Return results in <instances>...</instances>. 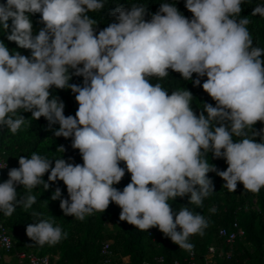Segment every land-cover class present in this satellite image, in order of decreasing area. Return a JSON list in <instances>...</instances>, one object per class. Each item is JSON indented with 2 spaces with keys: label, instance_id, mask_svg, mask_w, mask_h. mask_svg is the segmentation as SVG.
<instances>
[{
  "label": "clouds",
  "instance_id": "clouds-1",
  "mask_svg": "<svg viewBox=\"0 0 264 264\" xmlns=\"http://www.w3.org/2000/svg\"><path fill=\"white\" fill-rule=\"evenodd\" d=\"M243 2L186 0L191 19L171 3H162L150 20L143 5L119 6L110 13L115 22L98 35L89 13L103 10L104 0L0 3L7 40L31 52L29 57L10 51L0 40V129L17 134L27 120L21 111L31 112L32 119L44 117L50 129L58 123L54 135L71 138L83 159V164L54 159L53 167V160L35 152L19 156V167L0 183V213L11 217L17 206L30 209L36 203L32 190L50 188L43 179L50 171V182L67 186L70 200L60 199L59 188L52 196L60 199L66 216L84 221L114 202L121 208L120 220L141 231L158 227L193 254L190 238L203 237L209 222L187 206L175 212L170 200L190 194L189 203L202 208L215 192L210 172L226 181L223 188L230 193L238 183L255 195L264 188V129L254 128L264 122V49L253 46L250 20L240 15ZM36 14L43 25L38 34L31 20ZM252 15L264 18V4ZM169 69L184 80L207 76L202 87L216 105L204 103L197 115L189 90L169 95L160 83H151L168 77ZM73 75L83 77V86L70 83ZM194 84L200 86L201 79ZM53 87L76 94L75 116H65L64 103L52 97ZM209 152L225 159L227 169L209 165ZM4 168L7 162L0 164ZM126 171L131 182L121 191L114 185ZM18 185L29 193L22 199ZM32 215L38 222L26 233L35 245L51 247L67 238L52 219ZM0 244L11 247L7 236H0Z\"/></svg>",
  "mask_w": 264,
  "mask_h": 264
},
{
  "label": "trees",
  "instance_id": "trees-1",
  "mask_svg": "<svg viewBox=\"0 0 264 264\" xmlns=\"http://www.w3.org/2000/svg\"><path fill=\"white\" fill-rule=\"evenodd\" d=\"M3 2L6 0H0V3ZM104 3L103 10L89 13V16L97 21V35L108 24L115 22V18L110 13L119 6L130 9L133 4L143 5L149 13L145 17L146 20L151 19V14L156 13L162 3L175 4L179 11L189 19L193 16L185 7L186 0H104ZM258 4H264V0H244L243 11L240 15L241 18L247 16L250 20L247 27L253 39V46L264 49V18L252 15ZM40 19V14L31 17L34 34H38L40 28L43 27L39 22ZM0 40L4 41L10 51L17 50L22 55L31 56L30 50L19 49L14 42L8 41L2 27H0ZM197 78L201 79L200 86L194 84ZM206 79L207 76L200 78L197 74H193L192 80H184L180 73L169 69L168 77L163 80L153 78L151 83H160L169 92V95L172 91L189 90L193 95L190 101L191 107L199 115L204 109V103L216 105V102L202 87ZM70 83L83 86V77L73 75ZM51 92L52 97H58L64 103L65 116H75L79 107L75 100L76 94L70 88L57 89L53 87ZM21 115L27 120L17 134L13 135L7 127L0 129V158L7 162V168L0 169V183L9 178L8 171L11 168L19 167V156L30 158L33 152L53 160V167L55 166L54 159L59 158H64L69 163L83 164L79 150L72 148V139L54 135V131L60 127L58 123L50 129L49 122L44 117L35 120L32 119L31 112L23 111H21ZM205 115H207L206 112ZM254 128L255 130L264 129V122H257ZM233 139L235 141L237 138ZM256 142L262 141L257 137ZM60 146L65 148L64 153L57 151ZM207 159L209 165H215L220 171H224L228 167L225 159L214 158L211 152L207 154ZM120 166L126 169L125 162H121ZM49 175L50 171L43 177L46 182L50 183L49 189L45 190L40 185L32 190L31 194L36 197V203L30 209L17 206L11 217L0 213V222L4 224L14 240V250H32L37 254H58L59 257L55 264H100L102 243L105 240H110L109 248L112 251L114 262H121L123 256H128V261L125 264H140L145 258L151 259L156 254H162L166 264H169L173 259H180L182 264L186 263L184 258L189 253L181 250L179 245L174 244L158 227L141 231L134 225L120 220L121 208L114 202L110 203L105 212H96L94 215L86 217L84 221H78L73 216H66L60 207V199L70 200L67 186L60 180L50 182ZM208 176L213 181L215 192L204 200L202 208L189 203L190 194L169 201L175 212L178 213L180 208L187 206L192 211L204 215L209 222V227L205 230L203 237L194 235L190 238V242L195 246L197 264H204V252L209 243H223V239L217 234L218 227L221 225L229 227L236 218L240 220L244 228V237L236 239L234 243L233 263L264 264V188L258 195H255L245 191L243 184L238 183L236 192L230 193L226 188H223L226 181L215 172L208 173ZM130 182L131 174L126 171L125 177L114 187L122 191ZM57 188L61 190L62 196L60 199L53 200L52 196ZM17 192L18 199L29 194L22 185L17 186ZM211 207L217 209L215 214L209 212ZM32 213H41L42 219H52L54 226L62 227L63 231L68 234L67 238L51 247L35 245V242L26 233L29 224L38 222ZM108 222H111V227L107 225Z\"/></svg>",
  "mask_w": 264,
  "mask_h": 264
},
{
  "label": "built area",
  "instance_id": "built-area-1",
  "mask_svg": "<svg viewBox=\"0 0 264 264\" xmlns=\"http://www.w3.org/2000/svg\"><path fill=\"white\" fill-rule=\"evenodd\" d=\"M3 163H5L4 160L0 158V164ZM217 234L223 239V243L219 245L216 242L209 243L204 252V264H234L232 261L234 243L236 239L244 237V228L240 220L236 218L229 227L219 226ZM0 236H7L11 241V247H4L0 244V264H55L59 257L58 254H37L32 250H14V240L2 222H0ZM109 243L110 240L102 243L100 264H125L128 256H123L121 262L113 261ZM184 259L185 264H197L195 251L193 254L189 253ZM140 264H166V262L162 254H156L151 259H143ZM169 264H182V262L180 259H173Z\"/></svg>",
  "mask_w": 264,
  "mask_h": 264
},
{
  "label": "crops",
  "instance_id": "crops-1",
  "mask_svg": "<svg viewBox=\"0 0 264 264\" xmlns=\"http://www.w3.org/2000/svg\"><path fill=\"white\" fill-rule=\"evenodd\" d=\"M109 224H111V222H108V224L107 225H109ZM112 226V225H111ZM110 225H109V227H111ZM219 245V244H218Z\"/></svg>",
  "mask_w": 264,
  "mask_h": 264
},
{
  "label": "rangeland",
  "instance_id": "rangeland-1",
  "mask_svg": "<svg viewBox=\"0 0 264 264\" xmlns=\"http://www.w3.org/2000/svg\"><path fill=\"white\" fill-rule=\"evenodd\" d=\"M107 224H108V223H107ZM109 225L111 226V224H109ZM109 225H108V226H109Z\"/></svg>",
  "mask_w": 264,
  "mask_h": 264
}]
</instances>
